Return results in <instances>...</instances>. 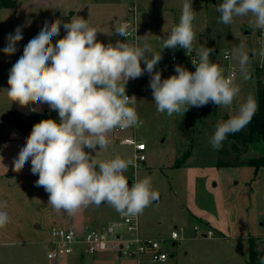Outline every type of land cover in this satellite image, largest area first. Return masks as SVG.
<instances>
[{
	"label": "rangeland",
	"instance_id": "374dc122",
	"mask_svg": "<svg viewBox=\"0 0 264 264\" xmlns=\"http://www.w3.org/2000/svg\"><path fill=\"white\" fill-rule=\"evenodd\" d=\"M222 2L192 0L193 31L196 33L193 48H213L210 59L225 69V75H230L231 68L236 71L234 82L241 92L233 105L219 108L210 102L208 108L192 107L184 116L158 114L149 86L151 77L145 72L126 85V93L137 100L135 107L142 126L136 133L137 139L147 147L145 161L135 167L133 148L119 142L129 135L128 132L111 133L107 147L97 148V152L85 149L98 162L116 156L131 160L124 173L129 186L137 180L150 178L152 189L159 196L138 215L139 232L142 237L163 241L169 260L175 264H247L250 237L256 240L259 252L264 253V167L258 170L243 165L220 167L217 151L209 144L217 121L234 115L239 103L249 94L256 98L258 83L264 85V74L258 75L264 73V57L258 55L264 45V30L254 27L250 15L235 18L231 25L219 23L216 6ZM183 3L184 0H0V201H7V208L2 210L10 217L0 228V264H156L147 254L119 258L115 250L107 254L106 261L98 255L94 259V254L85 251L83 259L77 251L53 261L47 258L54 250V227L73 226L82 231L88 225L104 231L106 227L101 228L102 225L122 223V220L107 203L99 207L90 205L75 215L56 211L48 205L49 194L43 187L36 186L38 174L31 173L30 159L20 171L14 170L13 161L33 127L24 134L3 122L12 104L3 90L9 87L11 67L23 54L29 40L38 35L44 22L59 19L63 24L70 22L73 16L87 19L89 25L99 31L97 40L105 45L115 44L117 40L125 42L122 36L109 35L115 27L122 23L128 25V30L135 27L136 35L129 38L130 43L135 44L138 35L141 44L146 41L154 52L162 51V60L155 69L161 71L162 79L176 74L177 64L194 72L191 59L192 56L197 58L195 51L190 56L179 47L162 50L168 33L179 23ZM18 26L22 27L23 39L16 45L15 54L5 55L3 48L7 45V36ZM65 35L61 25L60 35L53 37V43ZM240 44L245 46L251 61L247 80L240 76L237 60L224 58L226 52L231 55ZM173 56L175 62L171 61ZM141 67H145L143 62ZM30 107L36 114L59 121L58 112L47 104ZM187 151L189 157L177 167ZM246 157L248 155H242ZM116 230L123 241L134 238L123 224L116 226ZM174 230L179 232L177 241L171 240ZM208 232L210 236L202 237Z\"/></svg>",
	"mask_w": 264,
	"mask_h": 264
},
{
	"label": "clouds",
	"instance_id": "9594fccd",
	"mask_svg": "<svg viewBox=\"0 0 264 264\" xmlns=\"http://www.w3.org/2000/svg\"><path fill=\"white\" fill-rule=\"evenodd\" d=\"M216 11L220 14L218 22L224 25L250 15L254 27L264 30V0H223ZM194 19L192 0H184L179 23L168 33L162 50L179 47L190 56L195 51L197 58L191 59L195 71L177 64L176 74L164 79L161 71L155 70L162 60V51L154 52L146 41L141 44L138 35L137 42L130 43L126 23L109 34L122 36L125 42L117 40L115 44L105 45L97 40L99 31L81 16H73L63 24L59 19L45 21L38 35L26 44L9 71V87L3 91L12 103L22 108L47 104L58 112L59 121L44 119L34 124L13 166L15 171H20L31 160V173L38 174L35 184L49 194L48 205L53 209L75 215L82 208L107 203L120 215L138 216L158 199L159 193L152 189L150 178L129 186L124 173L131 160L116 156L98 162L85 151L104 149L114 130L142 123L135 96L126 93L129 80L140 78L145 72L150 74L149 86L157 113L168 117L184 116L190 108L210 102L228 108L240 96L235 73L226 76L225 69L210 59L214 49L194 50ZM61 25L66 35L54 44L53 37L60 35ZM22 39V27L18 26L14 33L8 34L4 54H15ZM258 55L264 57V45ZM224 58L237 60L240 76L249 79L251 61L243 44L233 49L231 55L226 52ZM257 109L255 96L249 94L239 103L234 115L217 121L209 137L213 150H220L229 135L247 127ZM7 206V201H0V228L10 220L8 212L2 210ZM258 262L264 264V255L258 257Z\"/></svg>",
	"mask_w": 264,
	"mask_h": 264
},
{
	"label": "built area",
	"instance_id": "2783aa9c",
	"mask_svg": "<svg viewBox=\"0 0 264 264\" xmlns=\"http://www.w3.org/2000/svg\"><path fill=\"white\" fill-rule=\"evenodd\" d=\"M129 33V38H134L136 35L135 27L131 28ZM171 61L175 62L176 58L173 56ZM233 73L236 75V71L231 68L230 75ZM141 126L142 123H139L125 130L116 129L113 131L114 134L129 133L128 136L120 138L119 142L133 148L135 167L145 161L144 152L147 150L145 143L137 139L136 132ZM119 217L122 223L109 224L104 231L96 228L80 231L74 227H54L52 229L54 250L47 254V258L50 261L57 260L61 256H69L74 251L83 248L85 252L90 254L105 253L111 250L120 252L121 256L147 254L150 260L156 264H165L169 261L170 255L168 250L163 247V241L140 235L138 216L119 215ZM121 224L127 228L128 233L132 234L134 238L126 241L121 240V233L116 230V226H120ZM194 231L198 234L199 230L195 227ZM210 235L211 233L208 232L206 235H202V237ZM178 239V230L172 231L171 240L177 241Z\"/></svg>",
	"mask_w": 264,
	"mask_h": 264
},
{
	"label": "trees",
	"instance_id": "16d2710c",
	"mask_svg": "<svg viewBox=\"0 0 264 264\" xmlns=\"http://www.w3.org/2000/svg\"><path fill=\"white\" fill-rule=\"evenodd\" d=\"M260 73L258 75H263ZM256 99L258 109L251 122L242 131L231 134L224 142L220 150H216L218 154V164L220 167H235V166H252L256 170L264 167V85L259 82L257 86ZM229 116L224 117L227 120ZM260 152H263L259 155ZM246 154L248 157L242 158ZM190 155L187 151L183 154L181 160L176 164L184 162ZM256 240L249 238V259L247 264H259L258 257L264 255L258 251Z\"/></svg>",
	"mask_w": 264,
	"mask_h": 264
},
{
	"label": "water",
	"instance_id": "95a60500",
	"mask_svg": "<svg viewBox=\"0 0 264 264\" xmlns=\"http://www.w3.org/2000/svg\"><path fill=\"white\" fill-rule=\"evenodd\" d=\"M208 106L207 104L204 107L208 108ZM44 119H47L46 115L36 114L31 110L30 105L22 108L18 103L13 102L8 115L3 118V122L18 132L26 134L31 130L34 124ZM157 200L158 199L153 201Z\"/></svg>",
	"mask_w": 264,
	"mask_h": 264
},
{
	"label": "crops",
	"instance_id": "0c3cea01",
	"mask_svg": "<svg viewBox=\"0 0 264 264\" xmlns=\"http://www.w3.org/2000/svg\"><path fill=\"white\" fill-rule=\"evenodd\" d=\"M99 224H101V223H99ZM109 224H117V223H115V222H109V223H107L106 225H102L101 226V228H105V227H107ZM100 226V225H99ZM69 227H73V226H69ZM89 228H99V227H94V226H88V225H85V227L83 228V230L84 229H89ZM144 237V236H143ZM173 244H175V243H173ZM175 246V245H174ZM112 251V250H111ZM111 251H108V252H105V253H100V254H94V256H92L94 259L96 258V255H98V256H102L101 258H102V260L103 261H106L107 259H108V256H107V254H109ZM114 252V251H113ZM115 252H117V253H119V255L117 254V256L120 258V257H122L121 256V254H120V252H118V251H115ZM77 253H78V256L79 257H81V259H83V255H84V249L83 248H80L79 250H77ZM90 254V253H89ZM106 255V256H105ZM172 257V256H171ZM77 259H79V258H77ZM122 259V258H121ZM51 261H53V260H51ZM55 264H57V262H55ZM86 264H102V263H93V262H90V263H86ZM165 264H175V263H173L171 260H169L167 263H165Z\"/></svg>",
	"mask_w": 264,
	"mask_h": 264
}]
</instances>
